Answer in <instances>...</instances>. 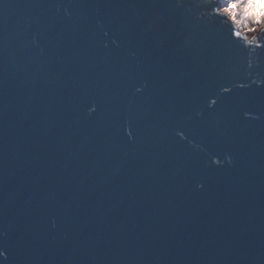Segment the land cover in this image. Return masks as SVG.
<instances>
[{
	"label": "water",
	"instance_id": "water-1",
	"mask_svg": "<svg viewBox=\"0 0 264 264\" xmlns=\"http://www.w3.org/2000/svg\"><path fill=\"white\" fill-rule=\"evenodd\" d=\"M219 8L0 0V264H264V32Z\"/></svg>",
	"mask_w": 264,
	"mask_h": 264
},
{
	"label": "clouds",
	"instance_id": "clouds-1",
	"mask_svg": "<svg viewBox=\"0 0 264 264\" xmlns=\"http://www.w3.org/2000/svg\"><path fill=\"white\" fill-rule=\"evenodd\" d=\"M238 9L242 17L247 16L253 21V28H256L258 26L257 22H260L259 31L264 32V0H245V3L238 5ZM255 36L256 33L249 36L248 42L252 43L255 40Z\"/></svg>",
	"mask_w": 264,
	"mask_h": 264
},
{
	"label": "snow or ice",
	"instance_id": "snow-or-ice-1",
	"mask_svg": "<svg viewBox=\"0 0 264 264\" xmlns=\"http://www.w3.org/2000/svg\"><path fill=\"white\" fill-rule=\"evenodd\" d=\"M235 7V5L232 3V0H228V2L226 3V5L224 6V7H222V8H219L218 10H217V12L215 13V15H223V16H228L230 19L231 18H233V15H234V13L230 10L231 8H234ZM237 24H238V22H236ZM105 35H107V33H105ZM262 46H264V45H258L257 47H262ZM248 68H249V70H251L252 69V65L251 64H249L248 65ZM260 79H261V81L262 82H264V75H261L260 76ZM245 85L244 84H241L240 85V87H244ZM224 92H230L231 90L229 89V88H227V87H224L223 89H222ZM135 91L136 92H140L141 91V88H139V87H136L135 88ZM211 103H212V105H215L216 103H217V101L215 100V99H213L212 101H211ZM89 111L90 112H95L96 111V107L95 106H92V107H90L89 108ZM250 118H255L254 116H252V117H250ZM129 136L131 137L132 136V133H131V131L129 132ZM0 259H6V251H5V249L2 247V246H0Z\"/></svg>",
	"mask_w": 264,
	"mask_h": 264
},
{
	"label": "rangeland",
	"instance_id": "rangeland-1",
	"mask_svg": "<svg viewBox=\"0 0 264 264\" xmlns=\"http://www.w3.org/2000/svg\"><path fill=\"white\" fill-rule=\"evenodd\" d=\"M221 8L224 7L226 5V3L228 2V0H219ZM232 3L237 6L235 9L231 8L230 10L234 13L233 18L236 19L239 23H241L243 26H245L248 30H250L252 33H256L257 34L260 32L259 31V23L257 22V27L253 28L252 24L253 21L251 19H249L247 16H241L239 9H238V5L239 4H243L245 3V0H232Z\"/></svg>",
	"mask_w": 264,
	"mask_h": 264
}]
</instances>
